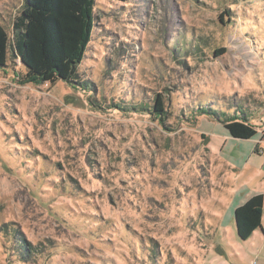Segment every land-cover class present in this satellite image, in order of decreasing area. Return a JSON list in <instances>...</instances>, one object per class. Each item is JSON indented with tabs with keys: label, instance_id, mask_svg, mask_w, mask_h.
<instances>
[{
	"label": "rangeland",
	"instance_id": "rangeland-1",
	"mask_svg": "<svg viewBox=\"0 0 264 264\" xmlns=\"http://www.w3.org/2000/svg\"><path fill=\"white\" fill-rule=\"evenodd\" d=\"M24 4L0 0L11 42ZM94 17L74 78L89 88L23 84L12 48L0 70V264H264L263 231L221 225L264 155L220 161L202 131L221 124L196 115H244L261 137L264 0H96ZM158 95L160 118L113 108ZM210 135L218 155L247 153Z\"/></svg>",
	"mask_w": 264,
	"mask_h": 264
},
{
	"label": "trees",
	"instance_id": "trees-1",
	"mask_svg": "<svg viewBox=\"0 0 264 264\" xmlns=\"http://www.w3.org/2000/svg\"><path fill=\"white\" fill-rule=\"evenodd\" d=\"M95 1L25 0L22 11L14 21L12 42L5 27L0 23V70L7 66L9 51L12 48L26 71L20 79L23 84L55 86L59 82H65L73 87L89 88L88 83H74V78L92 41ZM225 53L226 49L221 48L215 55L219 57ZM113 108L124 113L147 112L160 118L164 114L165 102L162 96L158 95L152 109L145 104L115 105ZM196 115L208 116L217 121L237 140H251L258 134L257 128L244 115L241 119L230 112H218L209 105L197 109ZM263 213L262 194L251 197L235 210L234 222L239 240L247 241L257 230H262ZM13 234L17 236L18 232ZM19 245L25 258L31 249L24 240H20ZM153 251L157 253V250Z\"/></svg>",
	"mask_w": 264,
	"mask_h": 264
},
{
	"label": "crops",
	"instance_id": "crops-1",
	"mask_svg": "<svg viewBox=\"0 0 264 264\" xmlns=\"http://www.w3.org/2000/svg\"><path fill=\"white\" fill-rule=\"evenodd\" d=\"M209 122H212L209 120ZM214 124V123H213ZM223 126V125H222ZM222 126H217V127H214L216 128L215 130H213V132H203L202 130V134L205 136L204 139L206 140V142L208 143V150L210 151V153L215 157V158H218L220 161H223L225 160V162H228L229 164H231V167L236 169V170H240V167H243L246 163H248L252 158H261L263 157L262 155H264V136H263V132H264V129H262V135L260 137V134H259V131L257 130L258 134L257 136H255L254 138H252L251 140H247L245 142L246 145H245V149L247 153H244L242 152V154H240L241 152V147L238 148V152L239 153H234L235 155H237L238 158H235L234 156L231 157L230 156H223L222 153L221 154H217L214 152L213 150V147H211V135H217V136H221L226 144H229L230 142V145L232 144V138L231 135L229 134V132L224 128H222ZM218 129V130H217ZM259 136V138H258ZM232 146V151H236V147L233 146V144L231 145ZM235 148V149H233ZM233 154V155H234ZM242 157V158H241ZM259 162V161H258ZM259 172H261L262 174V177H259V180H261V184L259 185V190L257 191H250L248 190L247 187H244L242 186V189L240 191H238V201L236 204H233L231 207L228 208L229 210V213L228 215H223L222 216V220H221V225H224V228L227 226L228 223H231V224H234L235 226V222H234V213H235V210L244 205L251 197L255 196V195H258V194H262L264 195V164L261 163V169L259 170ZM263 218H264V213H263ZM263 218H262V230H258V231H263L264 232V228H263ZM236 230V228H235Z\"/></svg>",
	"mask_w": 264,
	"mask_h": 264
}]
</instances>
